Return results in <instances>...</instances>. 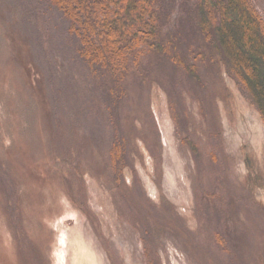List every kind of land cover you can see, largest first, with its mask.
Wrapping results in <instances>:
<instances>
[{"label": "rangeland", "instance_id": "1", "mask_svg": "<svg viewBox=\"0 0 264 264\" xmlns=\"http://www.w3.org/2000/svg\"><path fill=\"white\" fill-rule=\"evenodd\" d=\"M67 26L0 0V264H264V120L232 74L152 58L112 113Z\"/></svg>", "mask_w": 264, "mask_h": 264}, {"label": "trees", "instance_id": "2", "mask_svg": "<svg viewBox=\"0 0 264 264\" xmlns=\"http://www.w3.org/2000/svg\"><path fill=\"white\" fill-rule=\"evenodd\" d=\"M51 3L62 12L76 58L90 70L112 113L125 96L126 78L141 76L148 84L147 66L156 58L183 69L193 81L200 64L221 63L264 120V21L251 0ZM184 25L196 39L192 47H184L178 36Z\"/></svg>", "mask_w": 264, "mask_h": 264}, {"label": "bare ground", "instance_id": "3", "mask_svg": "<svg viewBox=\"0 0 264 264\" xmlns=\"http://www.w3.org/2000/svg\"><path fill=\"white\" fill-rule=\"evenodd\" d=\"M64 244H65V241H64ZM79 248H80V250L78 252L79 257L76 259L77 264H90V263H92L91 257H90V255H88V253L85 251V249L82 248L81 246H79ZM77 249H78V247H77ZM83 251H85V252H83Z\"/></svg>", "mask_w": 264, "mask_h": 264}]
</instances>
